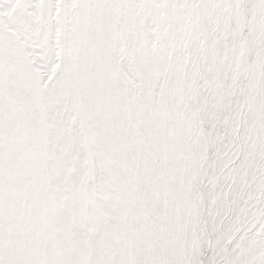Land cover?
<instances>
[{
  "label": "snow or ice",
  "instance_id": "6c2138e0",
  "mask_svg": "<svg viewBox=\"0 0 264 264\" xmlns=\"http://www.w3.org/2000/svg\"><path fill=\"white\" fill-rule=\"evenodd\" d=\"M0 264H264V0H0Z\"/></svg>",
  "mask_w": 264,
  "mask_h": 264
}]
</instances>
